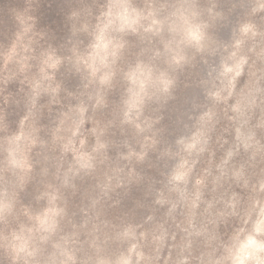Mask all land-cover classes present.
<instances>
[{
	"label": "clouds",
	"instance_id": "clouds-1",
	"mask_svg": "<svg viewBox=\"0 0 264 264\" xmlns=\"http://www.w3.org/2000/svg\"><path fill=\"white\" fill-rule=\"evenodd\" d=\"M0 264H264V0H0Z\"/></svg>",
	"mask_w": 264,
	"mask_h": 264
}]
</instances>
